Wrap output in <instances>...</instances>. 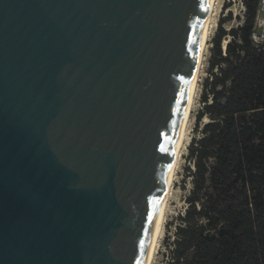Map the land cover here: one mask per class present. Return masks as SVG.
<instances>
[{"label":"water","instance_id":"water-1","mask_svg":"<svg viewBox=\"0 0 264 264\" xmlns=\"http://www.w3.org/2000/svg\"><path fill=\"white\" fill-rule=\"evenodd\" d=\"M213 0H0V264H145Z\"/></svg>","mask_w":264,"mask_h":264},{"label":"trees","instance_id":"trees-1","mask_svg":"<svg viewBox=\"0 0 264 264\" xmlns=\"http://www.w3.org/2000/svg\"><path fill=\"white\" fill-rule=\"evenodd\" d=\"M242 3L241 23L227 29L229 14L212 39L186 208L166 264H264V42L254 38L262 0Z\"/></svg>","mask_w":264,"mask_h":264},{"label":"rangeland","instance_id":"rangeland-1","mask_svg":"<svg viewBox=\"0 0 264 264\" xmlns=\"http://www.w3.org/2000/svg\"><path fill=\"white\" fill-rule=\"evenodd\" d=\"M242 2L243 0H217L213 25L209 33L210 36L208 38L207 49L205 52V57L201 68L198 93L192 112L189 130L187 133L188 137L186 141V146L185 149L183 150L182 158L180 161V166L175 181L173 196L170 202V206L168 208L169 211L166 218L164 234L162 236L161 243L158 249V254L156 256V260L154 264H166L167 244L172 241L174 224L176 223L177 217L186 208L185 198L187 196L188 189L190 188L189 182L187 181L186 183L185 181L186 178L185 168L187 166L188 147L194 136L197 114L202 107L201 96H202L204 80L208 76V67H209L208 63L210 59V49L212 47V39L216 33L219 22L223 19H228L229 14H232V20L224 24V26L227 29H230L231 27L237 26L241 23L245 10ZM254 38L258 42H264V0H262L261 8L256 20V34L254 35Z\"/></svg>","mask_w":264,"mask_h":264},{"label":"bare ground","instance_id":"bare-ground-1","mask_svg":"<svg viewBox=\"0 0 264 264\" xmlns=\"http://www.w3.org/2000/svg\"><path fill=\"white\" fill-rule=\"evenodd\" d=\"M216 4H217V0H213L205 26H204L201 43H200L199 56H198L195 70H194L193 78H192V81L189 87L187 100H186V106H185V109H184V112L181 118V125L179 128L178 134H177V141H176V146L174 150V158H173L171 169H170L169 184H168L161 216L158 222V226H157L155 236H154V239L151 245V249H150V252H149V255H148V258L145 264L155 263L156 256L158 254V249L161 243V239L164 234L166 218H167V214L169 211L168 208L170 206V202L173 196V191L175 188V181H176V177L178 174L183 150L185 149V146H186V141L188 137L187 133L189 130L192 112H193L195 100H196L197 93H198L201 68L203 65V60H204L205 52L207 49L208 38L210 36L209 33L213 25Z\"/></svg>","mask_w":264,"mask_h":264}]
</instances>
